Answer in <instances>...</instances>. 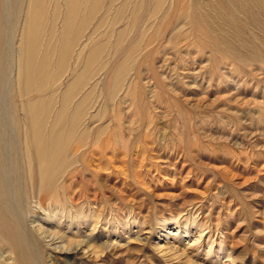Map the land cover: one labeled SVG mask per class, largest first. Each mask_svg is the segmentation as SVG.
I'll return each mask as SVG.
<instances>
[{
	"label": "rangeland",
	"instance_id": "obj_1",
	"mask_svg": "<svg viewBox=\"0 0 264 264\" xmlns=\"http://www.w3.org/2000/svg\"><path fill=\"white\" fill-rule=\"evenodd\" d=\"M173 1L45 5L38 55L52 56L57 106L90 79L76 101L91 94L85 124L102 134L72 147L73 176L48 211L32 203L36 219L67 233L41 249L44 264H264V0L183 2L202 6L208 36L247 52L246 70L197 43L186 17L195 8L159 29L155 18L169 5L173 15ZM28 7L11 11L14 57ZM64 45L72 57L59 70ZM0 264L26 263L8 248Z\"/></svg>",
	"mask_w": 264,
	"mask_h": 264
},
{
	"label": "bare ground",
	"instance_id": "obj_2",
	"mask_svg": "<svg viewBox=\"0 0 264 264\" xmlns=\"http://www.w3.org/2000/svg\"><path fill=\"white\" fill-rule=\"evenodd\" d=\"M20 1L0 0V249L9 248L26 264H36L37 260L38 264H44L40 258L41 249L57 245L56 241L67 233L58 228L52 230L36 219L31 214L32 203L49 210L53 200L59 197L57 188L73 176L68 169L77 161L72 147L85 146L93 135L99 137L102 132L101 129L92 132L85 124L88 107L92 106L86 101L91 94L85 92L84 97L76 101L90 79L82 81V88H72L60 95L58 107L57 92L53 89L58 78L50 71L52 56L39 59L37 43L40 44L44 37L43 30L39 28L44 24L40 17L45 5L52 0H29L22 45L18 50L14 48L13 56V41L19 18L11 11L16 5L19 6ZM183 2L173 1L177 4L173 15L170 5L163 7V15H160L161 11L158 12L160 14L155 21L159 29L163 26L167 30L171 21L179 19L192 7ZM233 6L244 11L237 2ZM192 8L197 12L189 13L186 17L190 18L189 22L195 29L197 43L209 48L215 61L222 59L226 63H240L242 65L238 66L242 70L248 69L250 63L245 59L247 52L238 51L236 46L208 36L210 34L203 28L205 26L199 13L202 6ZM171 16L174 18L171 19ZM157 36V33L149 36L146 46L153 44ZM63 48L57 66L59 70H64L72 57V52L66 50L67 45ZM247 50L251 55H256L258 48L251 46ZM232 51L238 52L236 58L231 57ZM150 54L151 50L148 51ZM260 61L264 62V59ZM136 78L139 79L140 75L137 74ZM112 131L115 137L120 135L118 130ZM55 208L60 209L57 206ZM71 243V240L67 241V244ZM80 245L77 243L75 248ZM62 247V250L67 249L66 246ZM29 252H35L37 257H27Z\"/></svg>",
	"mask_w": 264,
	"mask_h": 264
}]
</instances>
